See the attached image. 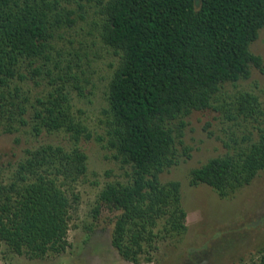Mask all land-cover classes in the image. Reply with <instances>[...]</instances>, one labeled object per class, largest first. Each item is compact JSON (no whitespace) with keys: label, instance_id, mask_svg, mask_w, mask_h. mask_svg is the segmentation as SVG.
<instances>
[{"label":"trees","instance_id":"trees-1","mask_svg":"<svg viewBox=\"0 0 264 264\" xmlns=\"http://www.w3.org/2000/svg\"><path fill=\"white\" fill-rule=\"evenodd\" d=\"M78 1L0 0V130L24 129L33 139L9 180L0 178V241L29 258L66 250L75 185L88 169L81 142L94 139L125 176L99 190L92 218L102 207L114 213L113 248L126 261L151 262L158 242L187 229L180 183L159 176L190 156L183 136L192 112L213 110L234 127L261 124L256 140L232 132V144L223 143L234 151L192 168L191 186L203 183L227 198L264 169V106L237 88L252 68L264 72L250 49L264 28V0H95L98 41L118 56L101 133L74 110L73 94L94 83L82 76L87 55L60 43L85 18ZM54 134L67 143L49 140ZM250 259L264 264V246Z\"/></svg>","mask_w":264,"mask_h":264},{"label":"rangeland","instance_id":"rangeland-1","mask_svg":"<svg viewBox=\"0 0 264 264\" xmlns=\"http://www.w3.org/2000/svg\"><path fill=\"white\" fill-rule=\"evenodd\" d=\"M72 2L76 7L75 0H71ZM78 2L84 6L82 9L85 18L77 17V24L60 43L68 51L87 55V58L82 56L84 59L80 61L83 75L81 72L78 75H91L94 83L87 85L82 95L73 94L74 110L92 130L101 133V111L106 107L105 92L118 56L113 49L98 41L96 26L100 15L96 1ZM250 49L262 56L264 64V28L260 29L259 37L250 44ZM87 59L91 61L89 67L86 66ZM230 88L233 87H228ZM237 88L257 94L264 106V72L252 68L251 76L239 81ZM37 89L39 88L32 87L34 94ZM186 122L183 140L191 147L190 156L180 157L178 164L166 169L159 178L161 182L175 180L180 183L181 202L187 211V229L180 236L158 242L153 260L138 264H249L252 260L250 258L256 259L258 250L264 246V169L258 171L250 183L227 198L220 197L206 184L191 186L189 172L210 158L228 150L233 152L234 148H227L223 141H230L231 145L229 137L234 131L235 137L249 134L251 140H256V126L261 123L240 120V124L238 120L234 127L233 121L224 120L213 110L194 111L186 118ZM48 137L53 141L62 137L61 141L67 143L62 135ZM32 141L31 135L24 129L14 133L0 130L2 180H9L23 150ZM249 141L239 143L247 144ZM81 144L88 157V169L75 185L74 191L78 198L74 201L76 210L72 208L66 250L43 258H29L24 254L14 253L0 241V264H136L122 259L110 243L114 213L105 207L101 208L97 219H93L91 213L99 190L107 181L123 178L125 168L107 157L110 154L94 139L82 141ZM90 225L92 230L88 231L87 227Z\"/></svg>","mask_w":264,"mask_h":264}]
</instances>
